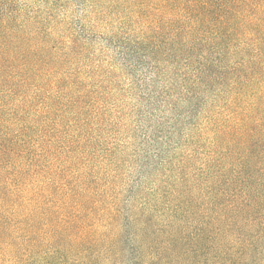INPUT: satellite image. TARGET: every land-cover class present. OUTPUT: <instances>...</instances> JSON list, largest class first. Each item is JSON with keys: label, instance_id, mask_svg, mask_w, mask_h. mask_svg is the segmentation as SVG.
Returning a JSON list of instances; mask_svg holds the SVG:
<instances>
[{"label": "trees", "instance_id": "trees-1", "mask_svg": "<svg viewBox=\"0 0 264 264\" xmlns=\"http://www.w3.org/2000/svg\"><path fill=\"white\" fill-rule=\"evenodd\" d=\"M74 3L84 11L76 23L79 31L100 24L110 26L113 36L127 30L132 46L126 48L123 38L114 46L127 56L130 66L139 54L138 46L163 44L171 57L184 56L193 85L207 92L202 102L207 105L205 123L198 135L204 150L201 166L189 171L171 159L170 167L162 170L160 186H146L145 194L130 207L136 234L146 232L150 241L143 248L141 264H173L170 217L177 211L185 213L187 205L195 202L203 206L205 240L209 250L216 252L217 264H242L254 241L264 236V221L257 220H264V0H0V84L26 88L42 83L53 76L43 73L48 70L44 67L58 68L60 57L71 56L76 48L85 50L70 32L72 22L56 14ZM31 24L36 26L29 30ZM51 36L60 41L49 44L46 40ZM48 85L55 94L45 99L49 100L45 121L63 91L60 80ZM11 95L0 97V116ZM34 99L26 101L29 107ZM14 115L10 110L7 117ZM1 121L0 117V173H5L8 183L26 179L42 183L40 172L33 177L27 171L16 172L10 161L24 159L28 153L24 150L34 149L23 126L11 136ZM40 143L37 140L35 147ZM78 181L84 188L79 192L67 188L64 199L74 193L79 209L57 224L74 261L80 263L88 260L87 252L98 241H112L108 234L115 228L117 197L108 201L98 193L96 200V194L89 192L95 187L90 189L84 179ZM101 204L106 209H100ZM236 225L255 227L259 236L241 231L235 236L230 229ZM227 233L231 237L224 240Z\"/></svg>", "mask_w": 264, "mask_h": 264}, {"label": "rangeland", "instance_id": "rangeland-1", "mask_svg": "<svg viewBox=\"0 0 264 264\" xmlns=\"http://www.w3.org/2000/svg\"><path fill=\"white\" fill-rule=\"evenodd\" d=\"M68 7L56 14L72 22L70 32L85 50L76 48L71 56L60 57L58 68L37 67L53 75L47 84L44 81L26 88L20 84L12 88L10 82L0 84V97L8 93L13 97H6L10 104L0 116L3 126L11 136L23 126L34 149L24 150L28 152L24 159L10 162L18 173L27 171L33 177L40 172L42 181L26 179L13 184L0 173V264H141L150 241L143 234L146 232L136 234L130 207L145 194L146 186H160L165 176L162 170L170 167L171 159L188 166L189 171L201 166L204 150L198 135L205 123L207 105L202 102L207 92L193 85L184 56L171 57L163 44L138 46L139 54L130 66L127 56L114 46L119 38L127 41L126 48L132 46L127 30L113 36L110 26L100 24L91 31H79L76 23L84 11L75 3ZM57 40L51 36L46 41L53 44ZM55 80L61 81L63 91L45 121L49 102L45 99L55 94L48 84ZM33 98L29 107L26 101ZM10 110L15 115L9 119ZM45 131L49 132L46 137ZM37 140L42 142L39 147H35ZM78 146L80 149L74 150ZM80 179L90 189L95 187L89 192L96 194V200L98 193L105 194L108 201L115 195L117 212L115 228L108 234L112 241H98L87 252L88 260L79 263L70 254L57 223L65 215L77 213L74 193L66 200L64 195L70 188L81 191ZM192 205H187L185 213L177 211L170 217L173 264H217L216 252L209 250L205 240L203 206L199 202ZM103 206L100 209H106ZM240 231L259 236L255 227L236 225L230 229L235 236ZM229 236L227 233L224 240ZM242 264H264V236L254 241Z\"/></svg>", "mask_w": 264, "mask_h": 264}]
</instances>
